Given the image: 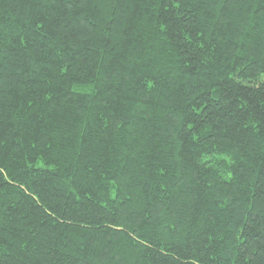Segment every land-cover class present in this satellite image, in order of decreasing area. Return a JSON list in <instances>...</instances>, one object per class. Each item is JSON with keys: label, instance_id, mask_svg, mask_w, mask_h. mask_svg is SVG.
I'll return each mask as SVG.
<instances>
[{"label": "trees", "instance_id": "16d2710c", "mask_svg": "<svg viewBox=\"0 0 264 264\" xmlns=\"http://www.w3.org/2000/svg\"><path fill=\"white\" fill-rule=\"evenodd\" d=\"M167 2L0 0V264H264V0Z\"/></svg>", "mask_w": 264, "mask_h": 264}, {"label": "snow or ice", "instance_id": "6c2138e0", "mask_svg": "<svg viewBox=\"0 0 264 264\" xmlns=\"http://www.w3.org/2000/svg\"><path fill=\"white\" fill-rule=\"evenodd\" d=\"M166 6H171L170 3L167 2L166 0ZM179 6V0H177V7ZM165 7V5H162V8Z\"/></svg>", "mask_w": 264, "mask_h": 264}]
</instances>
